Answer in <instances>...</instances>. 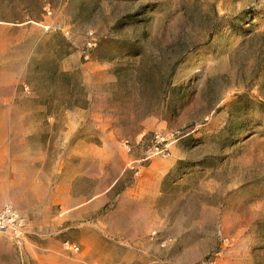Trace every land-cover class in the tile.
<instances>
[{
  "label": "rangeland",
  "instance_id": "rangeland-1",
  "mask_svg": "<svg viewBox=\"0 0 264 264\" xmlns=\"http://www.w3.org/2000/svg\"><path fill=\"white\" fill-rule=\"evenodd\" d=\"M6 205L0 264H264V0H0Z\"/></svg>",
  "mask_w": 264,
  "mask_h": 264
},
{
  "label": "built area",
  "instance_id": "built-area-1",
  "mask_svg": "<svg viewBox=\"0 0 264 264\" xmlns=\"http://www.w3.org/2000/svg\"><path fill=\"white\" fill-rule=\"evenodd\" d=\"M95 46V42L91 36H89L86 42V48L91 49ZM166 141L160 135H155L153 139V150L155 152H162L167 149ZM24 220L17 214L16 210L10 206L6 205L0 209V234L11 232L18 236L21 234L25 224ZM77 250L76 248H74ZM204 264H216L215 260L207 261Z\"/></svg>",
  "mask_w": 264,
  "mask_h": 264
}]
</instances>
